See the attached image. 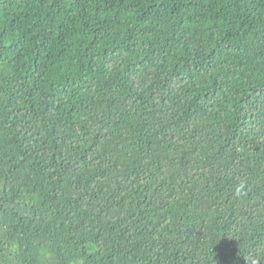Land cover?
Masks as SVG:
<instances>
[{
  "label": "trees",
  "instance_id": "trees-1",
  "mask_svg": "<svg viewBox=\"0 0 264 264\" xmlns=\"http://www.w3.org/2000/svg\"><path fill=\"white\" fill-rule=\"evenodd\" d=\"M264 264V0H0V264Z\"/></svg>",
  "mask_w": 264,
  "mask_h": 264
},
{
  "label": "clouds",
  "instance_id": "clouds-1",
  "mask_svg": "<svg viewBox=\"0 0 264 264\" xmlns=\"http://www.w3.org/2000/svg\"><path fill=\"white\" fill-rule=\"evenodd\" d=\"M253 264H255V261H253Z\"/></svg>",
  "mask_w": 264,
  "mask_h": 264
}]
</instances>
